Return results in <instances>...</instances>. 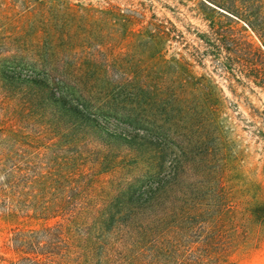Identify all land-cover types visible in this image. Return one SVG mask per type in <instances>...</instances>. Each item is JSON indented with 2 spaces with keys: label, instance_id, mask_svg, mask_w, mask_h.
<instances>
[{
  "label": "rangeland",
  "instance_id": "1",
  "mask_svg": "<svg viewBox=\"0 0 264 264\" xmlns=\"http://www.w3.org/2000/svg\"><path fill=\"white\" fill-rule=\"evenodd\" d=\"M56 222L83 264H264V0H0V264Z\"/></svg>",
  "mask_w": 264,
  "mask_h": 264
},
{
  "label": "trees",
  "instance_id": "2",
  "mask_svg": "<svg viewBox=\"0 0 264 264\" xmlns=\"http://www.w3.org/2000/svg\"><path fill=\"white\" fill-rule=\"evenodd\" d=\"M226 49L229 50L227 47ZM82 201L78 202L69 195L57 205L54 211L66 217V220H70L74 216L77 206L82 205ZM166 214L159 216L158 220L162 219L167 223L169 220L166 219ZM87 229V227H81L75 230L76 238L75 232H72L61 222L43 225L39 228H15L9 238L12 250L16 254L13 264H83L90 259L91 251L98 248L94 243H86L89 238ZM112 229L113 225L111 224L107 232ZM118 233L122 234L120 231ZM159 233L152 231L151 242L154 245L157 243ZM101 247L103 249L104 244ZM102 249H100V253Z\"/></svg>",
  "mask_w": 264,
  "mask_h": 264
}]
</instances>
